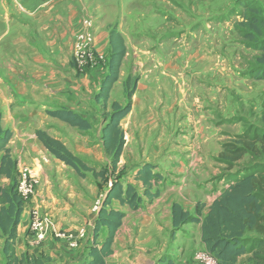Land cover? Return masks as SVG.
<instances>
[{
	"label": "crops",
	"instance_id": "1",
	"mask_svg": "<svg viewBox=\"0 0 264 264\" xmlns=\"http://www.w3.org/2000/svg\"><path fill=\"white\" fill-rule=\"evenodd\" d=\"M258 1L0 0V126L11 134L6 148L15 160L17 170L26 168L36 179L44 180L49 174V166L55 162L68 168L49 154L36 138L37 131L60 140L84 162L108 163L102 142V130L108 118L102 100L97 101L96 97L108 74L109 39L114 26L123 40L126 56L120 66L119 83L112 85L108 98L110 96L112 100L116 95L118 98L114 99L118 103L123 99L127 74L143 73L144 77L133 93L130 111L119 126L123 135L127 130L131 133V147L126 152L123 148L117 171L129 173L137 166L129 164L131 158L148 155L147 161L137 169L144 165L155 167L154 173L161 179L150 188L151 191L158 190L159 195L151 201L143 198L142 205L136 210L117 200L110 202L108 209L120 211L124 217L114 234L107 264H197L193 254L205 250L201 243V224L190 222L175 228L171 207L178 204L184 212L194 215L198 204L201 220L220 191L233 182L235 174L255 162L250 156V137L262 134L264 124L262 122L261 128L260 125L252 127L256 122H250L253 104L249 91L242 90L247 97L242 101L234 90L235 85H240L239 79L233 81V76L222 73L221 77L229 81L218 79L223 62L213 59L211 51L215 50L219 33L216 32L206 44L188 43L180 51L176 50L179 40L189 35L190 40L199 41L203 36L198 32L202 31L191 26L172 25L196 24L203 16H209L208 20L213 22L212 6L208 2H214L216 8L241 3L247 14L254 6L250 4ZM84 20L93 22L95 48L104 57V63L98 64L87 75L79 74L72 61V38ZM124 24H141L146 30L124 33ZM145 35L149 40H162L167 36L169 41L176 39V35L181 38L172 44L161 42L156 49L139 51L133 40ZM262 37L263 34L259 39ZM140 54L149 59L138 60ZM244 103L249 104L247 109H243ZM62 109L76 113L91 128L82 131L48 115ZM132 134H139L140 138L145 136L149 145L146 148L139 147L138 143L132 146L135 141ZM74 138L81 142L80 145L76 142L72 146ZM259 145V142L255 144L257 149ZM227 151H238V157L228 155ZM2 155L0 153V160ZM5 183L2 180V184ZM122 184L132 185L142 194V184L131 176ZM111 186L106 189L104 198ZM35 192L20 216L16 253L45 254L51 258V264L88 263L91 259L88 239L92 235L90 226L95 216L90 212V220L84 227L87 237L79 241L77 249H70L64 241L48 240L39 245L27 233L28 211L34 206L42 208L43 196L39 191ZM58 225L71 234L80 230L64 223ZM106 235L107 229L102 228L98 241L103 242ZM248 258L256 262L251 254H247L238 264Z\"/></svg>",
	"mask_w": 264,
	"mask_h": 264
},
{
	"label": "trees",
	"instance_id": "2",
	"mask_svg": "<svg viewBox=\"0 0 264 264\" xmlns=\"http://www.w3.org/2000/svg\"><path fill=\"white\" fill-rule=\"evenodd\" d=\"M245 21L249 33H246L244 38L251 43L250 48L262 52L261 57L257 59L262 65L257 69L259 72L257 78L264 79V40L259 39L263 34L264 19L260 17L259 10L252 5L245 16ZM109 43L108 74L102 82L101 90L96 97L97 101L108 99L110 88L119 78L120 66L125 56L123 40L116 31L110 32ZM123 87L127 103L124 106L116 102L112 103V113L102 130L103 146L107 155L112 158L113 170L117 167L124 146L119 123L130 111V98L134 93L135 81L131 82L128 78ZM48 115L82 131L91 128L87 121L66 109L49 112ZM262 122L264 124V117ZM35 135L49 154L72 169L78 177L85 178L86 173H91L95 177L104 178V170L96 171L88 166L80 157L67 150L60 140L42 131H37ZM10 137L9 131L0 129V153L3 154L0 160V240L3 242L4 264H51V258L45 254L16 253L17 227L24 202L16 190L18 176L16 162L6 148ZM250 142V150L260 152L263 155V163L251 162L235 174L233 182L220 191L210 205L208 213L201 220L198 204L194 215L184 212L178 204H173L171 207L175 228L190 222H200L204 251L211 254L219 264H238L239 259L247 254H251L252 259L256 261L251 260L248 264H264V239L261 238L264 236V131L258 136H251ZM257 142L260 143L258 149L255 146ZM237 152L226 153L237 156ZM154 169L153 165H144L136 171L134 180L143 186L141 195L132 185H123L119 181L112 184L99 212L95 215L91 235L93 246L90 243L89 247L91 259L86 264H107L106 259L111 254L114 234L124 217L122 212L108 209L112 200L136 210L142 205L143 198L148 201L157 198L159 191H151L150 186L152 183H157L161 176L154 173ZM2 180L6 183L2 184ZM102 228L107 229L103 242L98 241Z\"/></svg>",
	"mask_w": 264,
	"mask_h": 264
},
{
	"label": "rangeland",
	"instance_id": "3",
	"mask_svg": "<svg viewBox=\"0 0 264 264\" xmlns=\"http://www.w3.org/2000/svg\"><path fill=\"white\" fill-rule=\"evenodd\" d=\"M119 1L120 0H116V2ZM124 1L125 0H122V2ZM213 3L214 2H208V4L212 6L211 10L214 12L213 13L210 11L211 19L213 22L208 20L209 16H205V17L203 16V18L198 20L196 24L172 25V26H179L182 28L191 26L194 30H201L202 32H198V34L199 36H203L199 41H192L190 40L189 35H186L184 40L181 39L178 41L176 50L179 49L180 51H182V48H184L185 44L188 43L196 42V43H200L201 45L206 44L211 40L212 36L216 32H218L219 36L218 39L215 41V44L217 43L215 45V50L214 51L213 49L212 51L210 50L212 52L211 55H213L212 56L213 59L218 60L219 63L223 62V65H221L218 72L219 75L218 79L222 78V80L229 81L227 78L221 77V73H222L226 75H231V77L233 76V81H237L238 79L240 80L239 87L235 85L234 90L237 91L236 94H238L241 97V99L242 98L247 99L243 91L246 90L247 92L249 91V97L251 98L250 103L253 104V108H251L250 122L253 121L256 122L255 126H252L253 128H258L257 125H260L261 128L263 126L262 118L264 117V80L262 81H256V80L260 79L257 78L259 73L257 69L258 67H262V65L257 62V59L261 57L262 52L250 48L249 44L251 43L244 38V34L249 32V29L246 27L244 21L246 10L244 9L243 4L241 3L236 6H232L228 8L226 7L216 8L213 6ZM252 4H254V7L259 9L260 16L264 18L263 0H259L258 2L251 3L250 5ZM144 9L146 10V8ZM144 12L146 13V11ZM204 12L205 9L203 8V14ZM231 17H232V21H230ZM225 22H229V23H225ZM143 26L144 25L141 24H135V26L134 24H124L122 30L124 33L142 32L146 30V27ZM112 30L117 32L115 26ZM175 38L178 40L181 37L179 35H176ZM196 38L197 37L194 36V39ZM156 39H160V38H156ZM176 39L167 41L168 40L167 36H165L163 37L162 40H152V39L149 40V37L145 35L143 37L142 36L135 37L133 41L138 44L139 51H145L146 49L152 47L156 49L158 47V44L161 42H169L172 44L173 42L177 41ZM262 39H264V26H263ZM171 50L172 49H170V51ZM125 56H126V48H125ZM137 59L138 60L141 59L142 61H144V60H148L149 57H147L144 54H140L139 58ZM143 77H144L143 73L139 71H136V73L132 72L127 74L126 80L130 78L131 82L135 81L134 92L137 89L138 82ZM117 86H119V84ZM123 93H124V87H123ZM122 97L123 99L118 101V103L121 106H124L127 103V99L125 98V93ZM114 98L117 99L118 97L116 95H113L112 100L111 97L109 96L108 102L102 101L103 102L102 108L107 118L112 113L111 105L112 102L114 103L115 101ZM131 99L132 97L130 98V105L132 104ZM243 99L242 101H244ZM261 105L263 106V109L258 110V107L259 108L262 107ZM248 107L249 104L244 103L243 109H247ZM230 111H232V109H230ZM0 124H1V114H0ZM122 124L123 121L121 120L119 126L120 125L122 126ZM0 128L4 129L3 126L2 127L0 126ZM4 130L6 131L7 129ZM130 134L131 133L127 130L126 135H123L124 138L123 148L125 149V152L127 148L131 147V144H129ZM131 136L133 139H135L134 143H132V146L138 143L139 147H142L143 145V147L145 146L146 148V146L149 145V140L145 138V136H141V138L139 134L137 135L132 134ZM77 141L78 139L76 138L72 139L71 140L72 146H74V144H76ZM80 143L77 142V145H80ZM126 154L127 157L129 158L130 153L128 152ZM105 156L108 160V163L106 164L105 163L101 164V161L85 162L88 163L89 166L94 168L96 171L104 170L105 171L103 176L104 178L95 177L91 173H87L85 178H80L77 175H75L72 169H70L69 167L66 168L62 164H59L58 162H55L54 164L49 166L48 169L49 174L47 173V178L44 180L42 178L37 179L38 181L35 187L36 191H39L43 196L42 199L43 201L40 202L43 211L49 214V216L59 224L64 223L65 225L74 226L77 227L78 229L86 227V222L90 220V215H91L90 212L92 210V207L95 201L100 198V195H104L108 186L116 181H119L120 183H126L127 178H129L130 176L134 179V175L138 170L137 168L147 161L146 156L148 155L143 157L141 156V154H139L137 158L136 155L134 156V158H131L129 164L134 163V165L137 166L134 167L132 170H130V172L127 174H125L123 171L120 172L117 171L118 164L120 165L121 157L118 161L116 169L113 170L111 156L107 155L106 153ZM250 156L252 157L251 158L252 161H255L257 163H263V155L260 154V152L258 153L251 152ZM2 243L3 242L0 241V251H1ZM0 253H1L0 264H4V257L2 251ZM250 260L251 258L245 259L241 262V264H248Z\"/></svg>",
	"mask_w": 264,
	"mask_h": 264
},
{
	"label": "built area",
	"instance_id": "4",
	"mask_svg": "<svg viewBox=\"0 0 264 264\" xmlns=\"http://www.w3.org/2000/svg\"><path fill=\"white\" fill-rule=\"evenodd\" d=\"M94 24L90 20H84L80 29L72 38V61L76 71L81 75H87L98 64L104 63V57L99 54L95 48ZM17 176L16 190L18 196L24 202V207L35 196L37 179L32 176L28 169L19 168ZM104 200V195H100L92 207V214L95 216ZM27 233L33 238L37 244H43L45 241L61 242L64 241L70 249H77L79 241L86 239L87 232L85 228L80 229L77 233L71 234L60 227L49 214L42 211L38 206L32 207L28 211ZM93 225L90 226L92 228ZM89 242L93 246L92 237ZM98 247V246H97ZM193 260L197 264H219L218 261L208 252L204 250L196 251L193 254Z\"/></svg>",
	"mask_w": 264,
	"mask_h": 264
}]
</instances>
